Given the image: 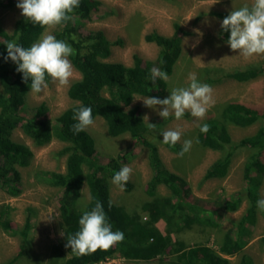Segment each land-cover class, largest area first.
<instances>
[{
    "label": "trees",
    "instance_id": "obj_1",
    "mask_svg": "<svg viewBox=\"0 0 264 264\" xmlns=\"http://www.w3.org/2000/svg\"><path fill=\"white\" fill-rule=\"evenodd\" d=\"M13 4V0H0V9L11 7ZM99 5L97 0H80V6L71 14L72 20L66 25L58 26L53 32L57 39L66 41L76 50V54L69 59L80 75L67 90V96L73 104L53 120L45 117L47 108L44 104L33 110L31 118H26L20 113L30 91L31 81H24L23 74L17 71V64L5 59V41L16 39L20 45L27 48L40 39L45 28L38 24L33 25L22 15L15 20L10 32L0 26V189L12 197L18 196L21 191V174L18 169L27 168L33 160L31 149L12 139L14 131L19 130L36 147H42L55 140L65 144L57 153L66 157L65 170L63 173L39 171L37 177L45 184L60 190L57 209L63 249L59 248L58 256L63 258L62 264H100L113 256L128 261L148 262L165 255L173 256L170 264H231L227 257H232L243 249L246 244L244 238L250 237V228L255 225L257 213L260 212L264 217V211L256 207L264 175V162L261 158L264 154V109L259 111L237 102H228L222 108V120L210 118L201 123L210 125V131L204 134L198 128L196 140H199V147L214 151L226 150L223 157L206 169L204 181L227 175L235 149L244 148L250 152L243 165L244 191L241 193L248 199L249 208L232 229L223 233L218 242V251L205 245H193L189 248H184L181 244L175 245L171 235L180 232L181 225L196 224L215 229L219 227V217L209 208L203 207L199 200H189V184L183 177L165 168L155 143L147 137L151 130L140 117L138 107L128 105L134 96L159 97L165 94L167 82L158 79L153 85L149 79L151 69L160 68L170 76L181 55L182 38L188 35V32L174 24L170 36L156 32L146 34L144 41L155 44L159 49L154 61H145L134 55L130 66L108 62L106 60L111 55V47L120 46L122 40L111 42L100 30H82L83 21L89 18V14L97 10ZM215 15L224 19L228 13ZM73 34L78 38V42L71 39ZM219 34L224 39L230 35L223 29ZM89 41L94 43H88ZM263 72L264 68L252 67L226 73L222 78L247 82ZM222 78H209L207 82L220 81ZM80 104L92 108L94 120L101 118L105 122L110 137L128 135L134 144L147 149L151 176L143 190L150 199L142 205V211L148 214L146 220H141L135 212H127L121 205L111 201L108 180H112L114 173L126 163L127 151H121L115 157H108L107 162L102 163L92 136L86 130L79 134L72 131V125L76 122L72 118L74 109ZM258 121L262 124L253 135L246 136L237 143L231 141L227 123L246 128ZM162 145L179 151L175 146L163 142ZM161 185L169 190V196L161 197L157 194V187ZM83 186H87L88 195L91 194L92 199H88L78 208L76 204L81 199ZM131 187L127 183L125 190ZM241 194H237L233 199L223 200L221 211H236L243 198ZM97 200L103 204L108 220L113 225V231H122L125 239L107 251L97 250L95 253L77 257L70 247H66L67 237L79 230L80 216L84 210H91ZM1 209L0 227L5 232L21 233L24 245L28 238L30 218H26L22 231L12 230L6 216L10 210L9 206H2ZM158 222L164 223V232L156 227ZM65 252L69 256L65 255ZM240 264L252 262L243 256Z\"/></svg>",
    "mask_w": 264,
    "mask_h": 264
},
{
    "label": "rangeland",
    "instance_id": "obj_2",
    "mask_svg": "<svg viewBox=\"0 0 264 264\" xmlns=\"http://www.w3.org/2000/svg\"><path fill=\"white\" fill-rule=\"evenodd\" d=\"M100 2L97 10L89 14V18L82 23V30H100L106 38L114 42L122 40L120 46L111 47V55L106 60L117 62L125 66L132 65L133 56L142 60L154 61L158 47L153 43H146L144 36L156 32L163 36L173 33V25L178 24L188 35L182 38V51L180 58L174 65L173 71L167 81V90L164 99L170 95L173 88L187 87L189 73H196L202 83H207L213 88L215 100L203 120H197L190 113L176 120L174 116L163 119L158 115L162 111L160 106L155 109L145 107L144 98L134 96L128 107H138L139 115L143 119L149 117L148 122L157 125L155 131L148 133L149 140L157 147L159 156L165 168L170 172L183 177L190 188L189 200H199L203 207L209 208L219 217V227L205 228L199 225H181L178 233L171 235L175 245L184 248L193 245H205L218 251V242L223 233L232 229L234 224L248 209V199L241 194L244 191L243 165L249 155L244 148L234 150L227 175L223 178L203 180L206 169L217 159L223 157L226 150H209L199 147L196 142L198 126L204 121L214 118L221 119L223 106L228 102H237L252 109H264V72L247 82H236L229 78H222L226 73L245 70L249 68H264V55L244 58L238 51H233L227 44L228 38L220 36L222 18L218 13H230L245 4L251 6L253 0H97ZM11 7L0 9V26L10 32L15 20L21 15L17 8L18 0H13ZM58 26L45 29L43 34H53ZM40 37V39H41ZM229 37V36H228ZM39 39V40H40ZM75 70V69H74ZM222 78L220 81L208 83L209 78ZM80 78L75 70V76L70 84ZM48 88L40 94L29 91L25 98V105L20 112L26 118H31L34 109L41 104L47 108L45 117L54 119L73 102L67 96L70 86L61 87L58 82L47 81ZM262 124L258 121L246 128L226 124L231 141L237 143L242 138L253 135ZM182 129V137L175 148H182L183 141L193 140L189 152L182 157L179 151H173L162 145V132ZM86 131L95 142L99 160L106 163L108 157H115L121 151H127L126 163L133 169L128 181L132 187L121 191L108 180L109 196L113 203L121 205L125 211L140 216L146 220L147 215L142 211V205L150 200L144 193V186L150 179L151 172L147 162V149L134 144L128 135L112 138L107 134L105 122L96 118L94 124ZM14 141L27 145L32 153L33 160L27 168H19L21 174L20 194L12 197L0 189V211L2 206H9L6 213L12 230L22 231L25 220L30 218L28 238L23 245L21 233L5 232L0 227V264H62L63 258L58 256L59 248L63 249L62 231L58 216V197L60 190L45 184L38 179L39 171H55L63 173L65 170V156L57 153L65 146L58 141H51L42 147H36L33 142L25 137L19 130L12 135ZM264 162V154L261 156ZM123 165V166H124ZM157 194L161 197L169 196V190L164 186L157 187ZM237 194L242 195V200L234 212L221 211V203L228 198L233 199ZM88 188L83 186L81 199L77 202L78 208L88 201ZM259 199H264V175L259 188ZM156 227L164 232L163 222L156 223ZM251 235L244 238L246 244L243 249L232 257H227L231 264H240L243 256L248 257L252 264H264V217L258 212L255 225L250 228ZM65 255L69 256L65 252ZM173 256H158L151 261H128L118 256L106 258L100 264H170Z\"/></svg>",
    "mask_w": 264,
    "mask_h": 264
},
{
    "label": "clouds",
    "instance_id": "obj_3",
    "mask_svg": "<svg viewBox=\"0 0 264 264\" xmlns=\"http://www.w3.org/2000/svg\"><path fill=\"white\" fill-rule=\"evenodd\" d=\"M16 6L21 10V15L33 25L38 24L42 28L52 29L66 25L72 20L71 14L80 6V0H18ZM221 28L230 33L227 44L231 50L238 51L244 58L264 55V0H253L251 6L245 4L237 10H232L222 20ZM71 39L78 42L74 34ZM5 44L7 46L5 59L17 64V71L23 74L24 81L30 79V91L33 94H40L48 88L46 78L58 82L61 87H67L75 76L74 66L69 57L74 56L76 50L53 34H44L40 40L27 48L20 45L16 39L5 41ZM149 79L155 85L158 79L167 82L169 76L166 71L154 67L151 69ZM188 80L187 87L173 88L170 95L164 99L146 96L135 100H142L144 106L148 108L155 109L160 106L162 111H159L158 115L163 119L174 116L176 120H180L187 112L197 120H203L208 110L215 104L213 88L207 83L200 82L194 72L189 73ZM72 118L76 121L72 125L74 134H79L94 124L92 108L83 104L74 109ZM148 120L149 117L145 115L143 121L147 128L155 131L157 125L149 123ZM197 126L201 133L207 134L210 131V125L207 123ZM182 134L179 127L163 131L162 142L175 146L180 142ZM192 144L193 140H184L177 155L182 157L189 152ZM132 172L131 167L124 165L114 173L111 182L123 191ZM88 199H92L91 194ZM256 207L264 211V199L257 200ZM78 226V231L68 235L66 245L77 257L95 253L97 250L107 251L125 239L122 231H113V225L108 220L103 204L98 200L91 210L83 211Z\"/></svg>",
    "mask_w": 264,
    "mask_h": 264
}]
</instances>
